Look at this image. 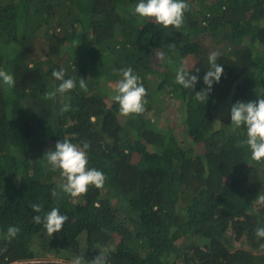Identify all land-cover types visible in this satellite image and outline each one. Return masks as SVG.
<instances>
[{"label":"trees","instance_id":"16d2710c","mask_svg":"<svg viewBox=\"0 0 264 264\" xmlns=\"http://www.w3.org/2000/svg\"><path fill=\"white\" fill-rule=\"evenodd\" d=\"M138 2L0 0V69L15 78L11 89L0 83V264H71L38 257L44 245L91 261L97 244L108 264H264V163L231 125L233 104L264 98V0H186L179 30L134 14ZM213 51L224 72L201 103ZM181 64L198 75L195 89L176 83ZM126 67L147 90L141 115L121 116L112 99ZM61 68L77 87L45 99ZM64 137L88 142V166L107 177L76 199L60 192L67 204L52 195L65 178L44 164ZM52 208L68 221L49 237L33 217ZM9 226L20 229L11 241Z\"/></svg>","mask_w":264,"mask_h":264},{"label":"clouds","instance_id":"9594fccd","mask_svg":"<svg viewBox=\"0 0 264 264\" xmlns=\"http://www.w3.org/2000/svg\"><path fill=\"white\" fill-rule=\"evenodd\" d=\"M190 8L186 0H139L133 11L139 17L152 20L164 28L181 29L184 24L185 12ZM91 39V38H90ZM168 48H176L174 43L168 44ZM219 53L211 52L208 56L210 70L204 75V83L208 86L206 89L195 92V99L201 103L207 101L209 93L212 91L214 82H219L224 72L222 65L217 63ZM158 59L161 62H171L169 57L161 54ZM196 69L195 72H199ZM122 77L113 88L112 99L119 105V113L123 117L141 115L145 112L147 104V90L141 78L134 74L132 67H126L118 70ZM55 80L60 81L59 85L45 94V99H55L57 94L63 95L77 87V81L74 77L65 78L66 70L61 68L53 70L51 73ZM198 75L191 74L185 65L181 64L176 69V83L184 88L195 89L198 82ZM0 83L6 85L8 89L15 86V78L10 72L0 69ZM79 88L83 91L88 90V85L84 78L79 79ZM70 105L64 104L60 108V113L69 111ZM231 125L233 130L244 127L246 129V139L239 142L240 146H246L250 150L251 159L257 163H264V98L258 101L243 102L238 101L231 107ZM90 147L88 142H84L82 147L71 142L64 137L57 141L55 150L46 152L47 164L50 170L60 171L65 178L64 182L58 185V189H53V197L59 196L60 192L70 196L73 199L85 195L90 187L102 189L106 183V175L103 171L94 167H89L87 149ZM257 202L264 204V195L257 197ZM35 213L43 212V205L40 203L31 204ZM35 224H43L47 235L51 237L59 232L68 221V216L61 214L58 208H52L44 215L37 214L33 217ZM20 229L16 226H9L6 233V239L11 241L15 238ZM258 238H264V227L256 229ZM100 254L91 261H86L83 254L72 258L71 264H108V258L101 245L97 244ZM264 248V244H261Z\"/></svg>","mask_w":264,"mask_h":264},{"label":"rangeland","instance_id":"374dc122","mask_svg":"<svg viewBox=\"0 0 264 264\" xmlns=\"http://www.w3.org/2000/svg\"><path fill=\"white\" fill-rule=\"evenodd\" d=\"M58 1L59 0H55V4H57ZM118 81L119 80H117L116 82H118ZM156 82L157 81L155 80V77L153 79H151V85H152L153 88L155 87ZM152 92L154 93V89L152 90ZM167 102H168V104H167L166 111L171 110L172 113L176 112V111H174L176 108L173 107V104L175 103V99L173 97H170V98L168 97ZM151 117L153 118V120H156L153 115ZM174 130H175L177 136H179V135L182 136L180 123L177 122L175 124V129ZM184 142H187V141H184ZM53 144H55V143L53 142ZM55 145L53 146V148H55ZM132 159L136 163H139L142 160L141 155L139 153H137V152H133ZM44 164L46 165L47 161H45ZM54 201L57 202V203L67 204L69 201H71V199L69 200V198L66 197V195L62 196L61 194H59V196L54 197ZM37 253L39 255L38 257H40V258L51 259V260H59V261L68 260L70 262H71V260H72L71 258L73 256V254L68 253V252L66 253L62 249H58V250L57 249H49L45 245L42 246V248H38L37 249Z\"/></svg>","mask_w":264,"mask_h":264}]
</instances>
